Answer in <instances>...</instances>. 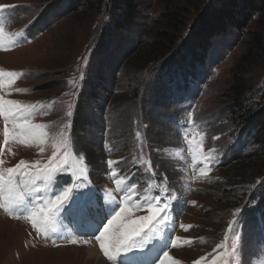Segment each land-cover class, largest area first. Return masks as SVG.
Here are the masks:
<instances>
[{
    "label": "rangeland",
    "instance_id": "374dc122",
    "mask_svg": "<svg viewBox=\"0 0 264 264\" xmlns=\"http://www.w3.org/2000/svg\"><path fill=\"white\" fill-rule=\"evenodd\" d=\"M58 1L0 0V6H5L0 13L2 26L16 41L12 46L6 39L7 50L0 48V69L21 74L11 84L4 78L0 96L18 101L21 106L35 105L30 123L45 125L43 130L49 137L43 145L11 139L5 145L4 120L0 117V159L4 160L0 167H13L21 159L29 164L47 163L58 134L67 124L68 150L73 159L78 160V154H83L89 169L88 180L103 202L108 199L105 192L115 189L113 172L116 178L136 185L134 198L138 203L159 195L158 189L159 196L171 192L177 197L170 209L171 221L166 222L167 227L157 225L163 231L152 241L156 247L158 243L160 247L167 244L165 250L176 264H193L197 260L211 264L212 259L226 254L225 249L231 251L237 236L242 237V242H238L232 256L233 264H264V237L260 235L258 215L256 226L246 223L247 210L259 206L258 197L264 202V152L254 153L259 150L254 133L243 129L231 113L227 94L236 66L249 53L251 60L241 63V71L247 72L250 84L247 107L251 111L264 104V12L257 14L244 32L232 29L213 40L206 64L197 67L189 77L180 76L178 70L166 74L164 60L154 65L150 53L138 55L136 60L143 57V62L136 65L132 47L136 52L138 44L152 43L156 29L163 27L162 15L180 5L185 10V26L170 44L173 49L166 56L169 58L191 41L200 18L216 0H144L130 30L114 39L116 47L110 45L104 58L109 68L104 71L103 83L109 86L115 79L117 85L110 95H101L109 96L108 99L90 101L92 108L87 112L94 117L85 132L75 136L72 129L76 105L87 86L98 84L97 69L103 61L95 57V47L108 14L105 13L101 24L95 10L87 14L83 10L67 12L63 5L61 12L46 22L47 18H39L49 4ZM256 34L260 46L256 45ZM145 55L148 58L144 59ZM114 58H118L120 67L112 71L113 62L117 64ZM139 67L143 71L139 72ZM111 98L117 100L108 101ZM69 110L71 116L67 115ZM101 115L104 127L98 117ZM209 153L214 158L210 164L205 167L197 163ZM108 160L116 162L111 171ZM144 162H150L153 170L146 171L148 164ZM201 168H205L207 175H201ZM58 179L64 184L71 180V174H62ZM115 195L119 201L121 197ZM111 207L114 205H106ZM146 215H151L147 208L133 207L125 219L138 222ZM59 216L46 238L43 233L37 234L22 214L15 219L0 209V264H112L104 255L89 260V246L83 239L75 245L68 243L71 237L64 242L56 239L55 232L61 226ZM260 219L264 220V214L259 224ZM234 221L237 223L233 224ZM172 224L173 230L169 227ZM180 225L191 227L185 231ZM230 225L235 234L229 231ZM186 240L191 243H184ZM220 243L225 244V249L214 253ZM201 257L206 259L200 260Z\"/></svg>",
    "mask_w": 264,
    "mask_h": 264
},
{
    "label": "snow or ice",
    "instance_id": "6c2138e0",
    "mask_svg": "<svg viewBox=\"0 0 264 264\" xmlns=\"http://www.w3.org/2000/svg\"><path fill=\"white\" fill-rule=\"evenodd\" d=\"M4 7L0 6V13ZM2 19L0 15V48L7 50L5 40L7 39V43L12 46H15L16 41L5 32ZM16 35H22V33ZM20 75L17 72H6L0 69V84L5 77L11 84ZM34 107L35 105L21 106L18 101L0 96V117L4 120L3 143L5 145L10 139L21 142L35 141L38 145H43L49 138L48 133L43 130L45 125L30 123ZM67 115L71 116L72 111L69 110ZM68 127L69 125L65 124V130L58 134L59 138L53 144L54 150L47 163L41 164L40 161H36L29 164L21 159L13 167H0V209L15 219H20L22 214L23 219L31 224L36 233H43L46 238L52 224L62 212L74 215L82 221L85 228L84 235L89 237L82 242L90 244L93 239L97 241L104 257L112 264H157L158 261L159 264H167V261L176 264L165 250L167 244L157 248L152 241L159 238L163 231L157 225L167 227L166 222L171 221L170 209L177 197L168 192L165 196L157 195L151 200L144 199L138 203L134 198L137 191L136 185L126 183L125 179L116 178V173L113 172L115 189L106 191L108 199L102 203L98 190L94 189L88 180L89 169L84 163L83 154H78V160L73 159V154L68 150L70 143L66 131ZM136 136H140L139 131L136 132ZM197 147H200V144H197ZM40 151H44L42 146ZM213 159L209 153L197 163L204 164L206 167ZM193 160L196 161L195 155ZM115 163L112 160L107 161L109 171ZM144 163L148 164L146 171L153 170L150 162ZM3 164L4 160L0 159V165ZM68 173L71 174V180L64 184L60 183L58 177ZM200 173L207 175L205 168H201ZM114 193L121 197L119 201ZM106 205H114V207L106 208ZM133 207L147 208L151 215L139 218L138 222H128L125 217ZM235 223L237 222L234 221L233 224ZM180 227L187 231L191 226L180 225ZM146 228L147 231H145ZM261 230L264 231V220L261 221ZM229 231L235 234V228L232 225ZM80 242L81 240L77 237L68 240V243L74 245ZM238 242H242L241 236L233 240L231 251L225 249L224 243L217 244L213 252L215 253L217 249H225L226 254H220L212 259L211 264H233L232 256L237 252ZM55 243L53 241L54 245ZM184 243L190 244L191 241L186 240ZM172 244L178 247L174 242ZM205 259V257L200 258V260ZM193 264H200V261H194ZM236 264H239V261Z\"/></svg>",
    "mask_w": 264,
    "mask_h": 264
},
{
    "label": "trees",
    "instance_id": "16d2710c",
    "mask_svg": "<svg viewBox=\"0 0 264 264\" xmlns=\"http://www.w3.org/2000/svg\"><path fill=\"white\" fill-rule=\"evenodd\" d=\"M143 1L144 0H60L56 3L49 4L40 14L39 18H47L44 20L46 22L51 16L61 12L63 5L67 7V12H79L83 10V13L87 14V12L92 9L96 11V17H100L101 24V20L105 13L108 14V21L102 24L101 28L99 27L101 31H99L100 35L95 47V57L101 58V61H103L100 62L97 69L96 81H98V84L97 86L96 84L93 85V87L86 85L87 89L76 105L74 110V128L72 129L75 136L84 133L86 127L91 123V117H94L91 112V114L87 112L92 108L91 105H89L90 101L97 99L104 101L108 99L106 97L109 96L105 97L101 95H104L105 92L110 95L117 85L115 79L109 86L103 83L104 71L109 68L104 58L109 52L110 45L116 47L114 39L130 30L129 26L138 18L140 5ZM263 12L264 0H216V4L210 7L200 18L198 26L190 37L191 41L183 44L174 55L171 53L170 57L166 59V56L173 49L170 44L175 42L176 37L182 32L181 28L185 26L183 21L185 13L184 7L175 5L174 10H168L162 15L160 23L163 27H158L156 29V39L152 43L150 42L147 46H145L144 43H141V45L138 44L136 52L135 47H132V58L136 56L134 59L135 64L139 65L143 62V57L136 60V58L139 57L138 55L141 56L142 54L150 53L149 58L152 57V63L155 62L154 65L160 61H165H163L162 65L165 66L166 74H171L178 70L180 76L184 74L192 77L194 75L193 71H195L197 67L206 64L212 50L211 43L213 40L227 35L232 29L244 32L251 25L253 18L257 14H262ZM95 14H93V16ZM39 18L34 21L33 29L36 27L35 23ZM258 44L260 46V38L256 34V45ZM134 52L135 54L133 55ZM249 55V53L246 54L238 66H236L232 83L229 86L227 94L230 101L231 113L237 116L236 118L243 126V129L247 132L252 131L254 133V138L259 146V150H255L254 152L257 154L264 152V104L257 108L255 107L251 111L247 107L250 84L246 79L247 72L245 70H243L244 72L241 71L243 67L241 63L244 61L247 63L251 60ZM128 57L127 55L126 58ZM145 58L148 57L145 55L144 59ZM114 61L117 62V64L113 62L112 65H114V67L112 71L120 67L118 65V58H114ZM141 71H143V68H140L139 72ZM110 86L112 88H110ZM116 100L117 98H111V100L109 99L108 101ZM253 106H256V104ZM101 108L104 107L102 106ZM98 117H101L103 123V115ZM103 124L104 127L105 123ZM230 153L232 158H234V153ZM261 157L262 156H258V158ZM258 198V208L248 209L246 212L248 218L246 219V223H250L253 227L254 225L256 226L255 217L257 215L258 217L260 215L262 217L264 214V212L261 214V210L263 211L264 209V202H262V197Z\"/></svg>",
    "mask_w": 264,
    "mask_h": 264
},
{
    "label": "bare ground",
    "instance_id": "6f19581e",
    "mask_svg": "<svg viewBox=\"0 0 264 264\" xmlns=\"http://www.w3.org/2000/svg\"><path fill=\"white\" fill-rule=\"evenodd\" d=\"M63 219L65 220L67 225H71L76 230H78L81 226H83L82 221L79 220L74 215L71 216L70 214H65ZM85 239H88V238H85ZM87 245L89 246V250H88V258H89V260L100 259L102 255H100V251L101 250L99 248L100 247L99 243L93 239L92 242L90 244H87Z\"/></svg>",
    "mask_w": 264,
    "mask_h": 264
}]
</instances>
